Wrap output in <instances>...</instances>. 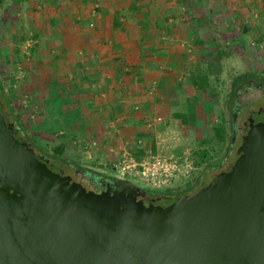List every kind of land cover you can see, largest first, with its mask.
<instances>
[{"label": "crops", "instance_id": "crops-1", "mask_svg": "<svg viewBox=\"0 0 264 264\" xmlns=\"http://www.w3.org/2000/svg\"><path fill=\"white\" fill-rule=\"evenodd\" d=\"M21 2V35L31 32L34 41L13 95L28 102L21 107L35 135L55 138L72 161L100 169L115 168L130 150L135 160L180 154L201 134L204 112L190 101L180 73L187 52L217 47L200 44L201 18L255 21L254 30L264 33V0ZM205 5L207 13H199ZM148 118L159 120L148 124Z\"/></svg>", "mask_w": 264, "mask_h": 264}, {"label": "water", "instance_id": "water-1", "mask_svg": "<svg viewBox=\"0 0 264 264\" xmlns=\"http://www.w3.org/2000/svg\"><path fill=\"white\" fill-rule=\"evenodd\" d=\"M246 136L213 181L136 206L130 181L96 194L52 171L0 111V264H264V119Z\"/></svg>", "mask_w": 264, "mask_h": 264}, {"label": "rangeland", "instance_id": "rangeland-1", "mask_svg": "<svg viewBox=\"0 0 264 264\" xmlns=\"http://www.w3.org/2000/svg\"><path fill=\"white\" fill-rule=\"evenodd\" d=\"M22 6L23 2L18 4L14 0H0V84L3 86L9 103L22 127L24 126L23 131L32 137L39 146L50 152V150L55 147L57 140H55V138H46L39 135V133H36L35 135L34 128L31 126L32 117L27 115L28 113H26L23 108L27 106L28 102L26 101L23 104L21 100H17L16 96L13 95L17 89L16 84L18 82V77L16 78V75H21L23 70V65L20 61L24 57L26 58L27 55L25 54L27 53L25 52H27L26 48H28V46H25L23 49L21 43H23V41L25 42V39L28 38L27 35L29 32L22 37L19 20H17L16 15L17 11L21 9ZM186 8H189V5H186ZM190 8H192L191 5ZM198 9L199 13H207L206 5L205 7L200 6ZM185 10L186 9H184L183 12H185ZM226 18L227 17L224 15L221 19L218 18L219 20H208L206 18L205 20H202L201 18V20L196 23L199 25L200 30H203L200 37L196 36L199 37L200 44L201 42L207 44L210 41L215 43L217 47L214 51L207 50V47L199 49L195 47L193 50H190V52H187L184 67L180 72L181 80L185 83V86H189L188 78L191 74L196 75L197 73H204L207 75L208 81V85L203 92L197 91L196 89L191 91L190 88L187 87L188 91L190 90L188 95H192L193 98L196 99L198 102V104L196 102L197 106L201 105L200 109L204 112V120L201 121V134L197 135L199 137H192L190 139L191 142L185 147H190L193 156H196L201 150L206 151L211 158L209 161L212 164L214 162H219V166L223 163L221 170L236 158L233 154L234 148L230 149L229 146L228 100L234 92L238 93L236 99V110L238 111H240L239 109L242 111L245 109L255 110L257 106L264 105V93L259 89L246 86L248 84L247 81L251 79L243 81L238 86V90L236 88L232 89L231 85L234 77L246 72L253 74L252 79L264 81V33L259 35L261 29H259V31L254 30L256 29L255 21L246 23L241 22L240 20H233L229 21V24L227 23ZM188 21V25L192 23L190 19ZM260 24L261 22L258 23V25ZM225 27L228 30L226 31L227 34L224 36L220 30L225 29ZM31 38L33 39L32 36ZM10 55H12V57H9ZM216 55L219 56L218 59L216 58ZM216 66H219V71H215ZM238 114L241 115L239 112ZM239 117L240 116H237V121L239 120ZM221 124L226 132L224 142L217 141L213 133V128ZM61 158L66 162L77 164L79 167L86 168L93 172L103 173L116 180H127L132 182V180L128 179L126 176H118L116 168L100 169L83 161H72L68 155L64 154L63 147ZM54 164L53 167L59 168L63 172L69 173L74 169L78 170L74 167H68L63 163L58 165L56 163ZM218 166L211 167L209 171H203L199 175L200 180L203 183L211 180L210 176L215 174V172H218ZM197 168V171L200 173L202 166L198 165ZM75 177L76 179L81 180L84 186L87 188L89 187V189L93 190L96 194H100L101 190L97 186L87 184L86 179H82L79 175H75ZM132 183L140 186L136 181ZM144 189L147 190V188ZM156 192L157 191L152 190L151 193Z\"/></svg>", "mask_w": 264, "mask_h": 264}, {"label": "built area", "instance_id": "built-area-1", "mask_svg": "<svg viewBox=\"0 0 264 264\" xmlns=\"http://www.w3.org/2000/svg\"><path fill=\"white\" fill-rule=\"evenodd\" d=\"M25 39V46L33 44L31 33ZM24 104V101L22 102ZM159 118H148L150 124ZM116 173L120 177L126 176L132 182L136 181L142 188L152 189L162 193H176L187 190L195 181L197 166L189 148L180 154H151L147 153L139 160H135L124 152L116 162ZM134 180V181H133Z\"/></svg>", "mask_w": 264, "mask_h": 264}, {"label": "trees", "instance_id": "trees-1", "mask_svg": "<svg viewBox=\"0 0 264 264\" xmlns=\"http://www.w3.org/2000/svg\"><path fill=\"white\" fill-rule=\"evenodd\" d=\"M14 1L18 3L21 0H14ZM218 57L219 56L216 55L217 59H218ZM215 71H219V66H216ZM252 78H253V74L248 73V72L243 73V74H239L238 76L233 78V81L231 83L232 89L237 88L243 81H246V80L252 79ZM188 80H189V86H187V87L190 88V90L196 89L197 91L203 92L208 85L207 75L204 73H202V74L197 73L196 75L191 74L190 77L188 78ZM189 97H190V101L192 103H194L196 101V99L193 98L192 95H190ZM0 111L3 114L5 120L10 124V132L14 135V137L17 138L21 142L27 143L36 156H38L42 159H45L47 161V166L50 169H51V166L55 165L54 163H56L57 165L60 163H63L65 165H67L68 167H74L80 171H84L86 173H91L94 176L105 177V178L110 179L112 181L116 180L115 178H113L111 176H107L103 173L93 172V171L87 170L86 168L79 167L77 164L64 161L61 158V155H62V146L61 145L53 147L50 150V152L48 150L42 148L41 146H39L32 139V137H30L29 135H27L23 131V127H22L18 117L16 116L15 112L13 111V109L9 103L8 97L5 94L3 86L1 84H0ZM213 133H214V136L217 139V141L224 142L225 137H226V132H225V129H224L222 124L214 127ZM134 152H135L134 150H130V153L133 157H134ZM195 157H197L196 158L197 161L195 162L196 165L202 166L200 174L203 171L209 170L211 167H217L219 164V162H214L212 164L209 161L211 158L208 156L206 151H203V150L199 151ZM52 160H54V161H52ZM199 180H200V177H198L194 181V183L192 184V186L190 188H192ZM190 188H188L187 190H189ZM187 190H183L181 192H176V193H162V192L157 191L156 194H161V195L167 194V195L178 196L180 193H183ZM146 191H148L149 193L152 192V190H148V189Z\"/></svg>", "mask_w": 264, "mask_h": 264}, {"label": "flooded vegetation", "instance_id": "flooded-vegetation-1", "mask_svg": "<svg viewBox=\"0 0 264 264\" xmlns=\"http://www.w3.org/2000/svg\"><path fill=\"white\" fill-rule=\"evenodd\" d=\"M247 82L248 84L246 86L259 89L262 93H264V81H260L257 79H251ZM236 89L238 90V87ZM237 95L238 93L234 92V94L228 100V104H227L228 115H229L228 129H229V135H230L229 136V146H230V149L234 148L233 153L235 154L237 152V149L240 148L246 141V138H247L246 134H247L249 125H252L264 119V105L257 106L255 110H250V109H245L243 111L241 109H239L240 111L236 110ZM238 112L241 113V115H239ZM237 116H240L239 117L240 121L239 120L237 121ZM222 165L218 166V172H215V174H212V176H210L211 180H209L206 183H203L201 180H199L192 188H190L189 190L183 193H180L178 196L189 194L197 190L198 188L208 184L209 182L213 181L216 175L222 171L221 170ZM230 166H231V163L227 164L223 171H226ZM51 169L52 171H55V172H61L62 175H67V174L70 175L71 179L79 182L85 190H88L89 187L87 188L86 186H84L81 180L76 179L75 175H79L82 179H86L87 184L95 185L102 191H106V184H109V185L114 184L113 181L110 179H107L105 177H100V176H94L91 173H86L80 170L74 169L70 171L69 173H67L53 166H51ZM114 189H115L114 186H111V188L108 190L109 193L113 191ZM116 190L119 191V189H116ZM178 196L167 195V194L161 195V194H156V193L154 194V193H149L148 191H145L144 194L140 196H136L134 199H131L128 197L127 198L132 201L133 205L139 206L141 204H147L150 201H152L153 204L164 205L172 201L175 197H178Z\"/></svg>", "mask_w": 264, "mask_h": 264}]
</instances>
